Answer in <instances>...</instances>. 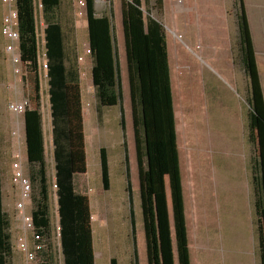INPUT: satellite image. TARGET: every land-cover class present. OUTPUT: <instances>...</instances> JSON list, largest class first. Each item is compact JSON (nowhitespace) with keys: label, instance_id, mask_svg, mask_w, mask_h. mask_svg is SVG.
Wrapping results in <instances>:
<instances>
[{"label":"rangeland","instance_id":"obj_1","mask_svg":"<svg viewBox=\"0 0 264 264\" xmlns=\"http://www.w3.org/2000/svg\"><path fill=\"white\" fill-rule=\"evenodd\" d=\"M86 1L83 16L77 0L36 12L38 32L49 23L63 26L66 60L76 72L69 94L77 114L69 127L86 264H180V227L192 264H264V0ZM3 42L0 264L3 218L10 264L41 263L42 253L28 262L17 242L23 227L13 162L21 161L32 182L28 212L38 194L25 114L7 109L23 100L43 116L47 264H65L49 68L39 59L36 71L15 75Z\"/></svg>","mask_w":264,"mask_h":264},{"label":"trees","instance_id":"obj_2","mask_svg":"<svg viewBox=\"0 0 264 264\" xmlns=\"http://www.w3.org/2000/svg\"><path fill=\"white\" fill-rule=\"evenodd\" d=\"M45 10L56 9L60 0H43ZM19 8V32L21 36L20 50L22 61L28 62L29 68L37 70L39 59L37 17L33 0H17ZM88 8V2H87ZM45 48L49 64V95L51 99V116L54 134L55 185L60 211V240L65 264H86L82 247V199L76 194L74 185V166L71 156V131L69 123L77 110L69 98L70 83L75 70H70L66 64V51L62 26L56 22L49 23L45 29ZM39 85L36 86L35 102L39 105ZM30 106V105H29ZM29 106L25 111V132L27 156L30 163L31 177L37 183L38 194L34 197L35 210L32 218L36 228L43 236H50V180L47 176L46 147L44 143L43 116L38 108L32 110ZM41 216V217H40ZM38 217L40 219L38 220ZM2 250L4 264H10L12 256V242L9 222L1 220ZM187 230L180 227L177 231L176 259L180 264H192L188 246L185 244ZM51 244L42 250L39 264H47L48 250Z\"/></svg>","mask_w":264,"mask_h":264},{"label":"built area","instance_id":"obj_3","mask_svg":"<svg viewBox=\"0 0 264 264\" xmlns=\"http://www.w3.org/2000/svg\"><path fill=\"white\" fill-rule=\"evenodd\" d=\"M33 1L35 6V14L38 11L40 12L45 10L43 0ZM2 2L6 7L4 16L2 18V26L0 29L1 35L5 40L4 51L8 57L7 59L13 65L14 74L17 76H22L23 74H25V70L29 68L30 64L28 62L22 61L21 59V36L19 32L20 23L17 0H2ZM77 4L80 9L78 14L83 16L85 9L87 8V1L77 0ZM47 26L48 25H43V27H40V32H38L37 30L38 40L41 39L43 42L42 50L39 49V59L42 60L44 69L49 68L47 60L48 57L45 48V29ZM90 53L91 50L89 48L86 50L85 54ZM83 57L79 58L80 61L84 60ZM29 105L30 101L28 100H23L21 102L11 101L9 105H7V109L16 115H22L25 113L26 108ZM12 177L15 184H17L20 188V199L16 203V207L20 214L19 218L22 222L23 231L17 240L18 248L24 253L28 262H37L39 260V254L42 252V250H44V247H46L44 238H47V236H43V234L39 232L34 224L32 212H28L27 210V202L32 198V182L30 177L24 173L21 161L13 162ZM57 229L59 232L61 231L60 224L57 226ZM28 236L31 238L32 244L28 242Z\"/></svg>","mask_w":264,"mask_h":264},{"label":"crops","instance_id":"obj_4","mask_svg":"<svg viewBox=\"0 0 264 264\" xmlns=\"http://www.w3.org/2000/svg\"><path fill=\"white\" fill-rule=\"evenodd\" d=\"M5 10H6V7L3 5V2L2 0H0V29H1V26H2V18L4 16V13H5ZM62 31H63V26H62ZM0 37L3 39L2 35H1V31H0ZM3 41L5 42V40L3 39ZM3 42V43H4ZM84 56V55H83ZM82 56V57H83ZM68 59V58H67ZM87 59V58H86ZM66 64L68 65V61H66ZM69 93V92H68ZM69 98H70V94H69ZM71 100V98H70ZM25 130V129H24Z\"/></svg>","mask_w":264,"mask_h":264}]
</instances>
